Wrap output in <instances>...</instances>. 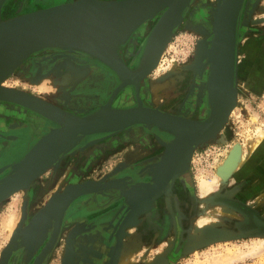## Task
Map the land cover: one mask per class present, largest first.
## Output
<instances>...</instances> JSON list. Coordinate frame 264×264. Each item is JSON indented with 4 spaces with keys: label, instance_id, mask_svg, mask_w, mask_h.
<instances>
[{
    "label": "rangeland",
    "instance_id": "rangeland-1",
    "mask_svg": "<svg viewBox=\"0 0 264 264\" xmlns=\"http://www.w3.org/2000/svg\"><path fill=\"white\" fill-rule=\"evenodd\" d=\"M74 1L76 0H69L67 4ZM201 1L194 11L193 7L196 1L193 2L191 11L189 9L188 12H185L184 21L186 23L183 21L174 31V35L164 51L161 68L154 74L152 73L151 81L149 80L150 88L152 84L161 86L159 96L157 98L155 96L158 101H154L153 104L158 110L179 112L181 108L178 109V105L192 99L193 91L198 86L200 90L196 103L201 107L202 112L194 115V120L197 121L205 120L210 113L206 90L209 67L202 69L200 76H195L196 80L188 67L193 64L199 42L204 39V35L199 33L200 30L206 31L207 34L211 32L213 16L210 18V14L218 0ZM23 2L26 6L27 0H23ZM34 12L37 11L29 13ZM157 18L150 21V25ZM209 39L211 40V37ZM244 47H246V52L249 51L247 63H251L253 69L246 70L244 67L245 72L241 67L240 72L237 73L236 106L228 123L215 138L195 149L189 169L172 183V188L166 193L165 203L154 202L150 209L138 214L134 225L124 229L117 244L114 261L111 264H120L121 259L125 264H264V136H262L264 134V0H246L245 2L238 31V56L240 55L241 59L244 55L239 51L240 48L242 51ZM38 53L40 52L32 56ZM31 57L9 78L6 85L29 93L36 98L39 96L38 98H43L49 103L52 101L57 105H54L56 107L64 102L68 93L70 94L89 76L87 75L82 80L72 81L73 77H67L68 73L65 70L39 80V77L36 76L40 74L41 70H37L36 67L34 74L30 63ZM176 67H185V70H178L180 74H169ZM63 74L65 75L63 76ZM10 111L16 113L13 115ZM20 113L25 116L22 117L24 123L21 125L23 126L20 129L13 128L11 125L7 127L6 124L9 121L16 122L21 118L18 116ZM90 113L76 114V116L82 117ZM34 118L36 119L34 120ZM2 121H5V124L4 122L1 124ZM39 122L42 126L39 125ZM58 127L59 125L55 121L43 115L13 103L0 102V131L4 130L6 134L9 132V135L4 136L0 133V146L7 145V142L17 138L11 133L16 134L18 131L21 132V137L18 138L20 142L27 143V146L23 147L25 154L23 153L21 158L19 156L11 165L23 159L40 137ZM39 132L43 135L38 138L32 137ZM162 142L163 140L157 138L159 150L166 148ZM252 144L254 147L256 145L253 151ZM96 145L94 144V146ZM134 145V143L122 141L120 145H112L110 149L114 150L113 152L107 150L104 152L103 149H100L103 146H99L96 151L94 150L96 147H81L79 154L73 156L72 160L65 159L64 164L60 163L58 167H52L41 175L38 182L34 183L39 189V194L31 201L27 194L33 191L32 189H36L34 184L30 190L21 191L13 198H9L10 200L1 202L0 264L11 243L19 240L22 232L39 214V209L45 208L57 196L58 191L62 190L59 193L62 194L67 187L86 181H99L114 172L116 177L122 175L131 166L128 160L132 157L131 149L134 148ZM211 147H220L223 152L225 150L224 156L220 158L216 155L206 157L205 153ZM237 148L242 153L247 154L248 149H251L252 152L229 177L221 178L220 166ZM9 157H11L10 154ZM140 159L141 156L136 160ZM157 159L154 160L158 162L160 158ZM11 165L4 167L8 168L0 176H3L7 170L8 173L5 176L11 172ZM217 176L219 183H214L211 194L205 197L201 196L200 180L207 178L213 181ZM186 177L191 178L189 185L183 181ZM64 183L69 186L62 189ZM178 184H182L185 189L180 198L176 197L173 192L174 185ZM120 207H122V202L99 209L95 205H85L83 199L73 204L68 212L60 239L45 264H64L65 260L69 262L70 246L74 245L77 249L82 237V235L77 236V233L86 230L84 235H96L113 219V215ZM168 215L171 218V228L167 224ZM254 216L262 222L261 225H257ZM202 219L210 220L209 225L199 227L198 222ZM11 231H13L12 234ZM44 244L46 242L41 247ZM127 250L131 252L126 256ZM17 253L19 252L12 255L10 261ZM37 253L33 258L37 257ZM33 258L26 264H30ZM12 264H17L16 257ZM78 264H82V262H78Z\"/></svg>",
    "mask_w": 264,
    "mask_h": 264
},
{
    "label": "water",
    "instance_id": "water-1",
    "mask_svg": "<svg viewBox=\"0 0 264 264\" xmlns=\"http://www.w3.org/2000/svg\"><path fill=\"white\" fill-rule=\"evenodd\" d=\"M3 1H0V9ZM189 2L190 0H116L94 4L71 2L30 13L0 28V58H4L5 63L1 76L22 67L53 37L67 36L71 39L69 53H79L96 59L107 65L121 79L120 86L106 105L82 117L20 93H8L0 98V101L43 115L59 125L40 137L23 159L10 166L11 172L0 180V199L14 194L26 180L35 178L36 172L45 168L44 153L47 152L49 159L47 169L56 168L61 159L87 137L98 138L88 142L85 147L136 127L152 132L161 140L163 139L158 133L173 137L172 140L162 142L166 147L164 158L137 174L140 180L150 178L149 183L136 182L132 177H118L123 181L118 180L115 185L90 182L79 188L66 189L33 218L19 240L15 239L17 242L11 243L1 264H9L15 252H23V263L29 262L45 242L48 232L55 229L56 233L58 217L56 224L54 218H50L48 228L43 229L46 218L61 202L73 198L75 201L66 209L64 222L72 205L81 198H86L85 205H95L99 209L120 201L122 207L96 235H84L86 230L78 232L77 236L82 237L77 249L73 244L70 246L69 262L65 260L64 264H111L124 229L134 225L138 214L150 209L160 195L169 192L172 183L189 169L195 149L206 143L221 127L237 92L238 31L246 0H220L216 13L210 14V18L214 15L215 20L210 29L211 40L205 41L207 50L199 71L200 76L202 69L209 67L206 90L210 116L207 119L197 121L145 107L140 98L137 107L112 108V102L121 90L129 86L139 88L138 81L151 69L165 39L168 40L174 35V28L180 24L183 14L187 12ZM162 10L164 13L147 39L138 69H129L118 55L119 47L126 45L138 28L153 20L152 16ZM203 43L204 41L199 42L197 50L200 49V52L203 51ZM7 168L0 169V174ZM61 197L63 198L59 200ZM134 210L136 213L133 214ZM255 221L257 225L262 223L257 218ZM63 225L64 223L62 226L60 224L55 241L53 242L52 235L33 264L46 262L60 239Z\"/></svg>",
    "mask_w": 264,
    "mask_h": 264
},
{
    "label": "flooded vegetation",
    "instance_id": "flooded-vegetation-1",
    "mask_svg": "<svg viewBox=\"0 0 264 264\" xmlns=\"http://www.w3.org/2000/svg\"><path fill=\"white\" fill-rule=\"evenodd\" d=\"M10 2H14V4L15 2L16 4L18 3V6L21 7L24 12L28 13V12H32L35 10L38 11L42 9H49V8H52L58 5H62L65 2L66 3L69 2V0H64V2H61V1L57 2L56 0H27L26 6L23 0H5L1 8L4 9V7L7 4H10ZM30 7H34V8L31 9ZM183 16H185V13L183 14ZM158 20H159V17L156 19V21L153 24L150 25L149 23L148 26L149 25L150 26L149 27L146 26L145 30L143 29L141 30L140 36L143 38L140 37V39H138V42H137L138 44H135L132 42V40H129L126 46L120 48L119 55L121 56L123 62L129 69L131 70L138 69L140 65V61L143 57L145 46H146V43L144 44V41H146L145 38L148 37L150 30L154 28ZM143 44L144 46L142 47ZM30 63L32 64V70H34V74L36 73L35 72L36 67H37V70H41L40 74L36 76V77H39L38 78L39 80H42L43 78H47L51 76L53 73L58 74L60 71L62 72L66 69L68 70V71L66 70L67 73L69 71H73L78 68H82L83 70L86 69L85 71L87 75L89 76L85 78V80H83V82H81L78 86H76L70 94L68 93V95L64 99V102L61 105H58L60 109H63L64 111L69 112L71 114H75V115L81 114L82 115L83 113L88 114L92 111H93L92 113H94L100 107L108 103L114 91L120 86V82H119L117 75L107 65L91 57H88V56H85L79 53H66V52H61V51L47 50V51H43V52L38 53L37 55L32 56L30 59ZM29 75H30V72H29ZM64 75L65 74H63V76ZM149 83L150 81L141 83L138 89H136V87L134 86H129L121 90L117 94V96L114 98L112 102V106L114 108H120V109L137 107L138 99L140 98L141 101L143 102V106L157 109V107L153 105L154 94L153 92H151ZM199 90L200 89L198 88V86L195 87L193 91V98L189 99V101H186L183 104L178 105V109L181 108L179 112L167 111L163 109H160V111L165 112V113L175 114L177 116H181V117L194 120V115L197 114L198 112L201 114L202 112L201 107H199L196 103L197 102L196 98L198 97ZM50 103L53 105H56L52 101H50ZM9 110L12 111V109H9ZM14 113L16 112L14 111ZM18 116L21 118H19V120L16 122L14 120L9 121L6 124L7 127L11 125L13 128L20 129L21 126H23L21 125V123H24L22 117H25V116L21 113L18 114ZM18 116L16 114V117ZM35 119L36 118H34V120ZM3 122L5 124V121H2L1 124H3ZM39 125L42 126L41 122H39ZM0 133H2L3 136L9 135L8 134L9 132L6 134L4 130H1ZM20 133L21 132L19 131L16 134L11 133L13 134L12 136L17 137V138H14L10 142H7L8 143L7 145L0 146V169L6 167L7 165L8 166L11 165L18 159L19 155H23L21 153H24L23 152L24 150L23 151L21 150L20 153L14 152L16 148L19 146L21 147L27 146L26 142L24 141L20 142V140L18 139L21 137ZM158 134L161 136V138L164 141L173 139V137L168 134H161V133H158ZM42 135L43 133L39 132L33 135L32 137L38 138L39 136H42ZM117 137L118 138H117V142L115 143V145L122 144V141H124V143H134L135 144L134 145L135 149L134 148L131 149L132 157L128 160L129 163L131 164L130 168L126 169L122 175L121 174L119 176L117 175V177H121V178L132 177L133 180H135L136 182L149 183L150 182L149 178H144L140 180L137 174L140 173V171H143L144 169L152 165H155L157 162L154 159L162 158L164 156L166 148L164 149L162 148L161 150H159L158 148L159 146L157 143V137L152 132L150 133L149 131L143 130L140 127L128 129L122 134H119ZM9 154L11 157H9ZM139 156H141V159L136 160ZM191 162H192V159L190 161V164ZM140 164L142 165L139 167ZM7 173H8V170L6 171L5 174H3V176H5ZM3 176H0V179L3 178ZM190 180H191L190 177H186L183 181L186 185H189ZM37 182L38 180L36 181V183ZM66 185L67 184H65L64 187ZM35 188L36 189H32L33 191H31L27 195V197L29 196L28 198H30V201L32 198H35L39 194L38 187L35 186ZM183 191L185 192V189L182 184L174 185L173 192H174V195H176V197L180 198ZM81 199H83V201L86 200V198H81ZM165 199H166V196L164 198H161V200H159L158 202L162 201L163 203H165ZM79 200H77L76 202H79ZM29 207H30V203H29ZM66 219H65L63 228L65 227ZM167 224L171 228V218L170 217L169 219H167ZM63 228H62V231H63ZM45 245L46 244H44V246ZM44 246L41 247V249L37 253V256L42 251ZM22 253L23 252L17 253L12 258L9 264H12V261L15 257L17 258V264L23 263ZM33 262H34V259L31 261L30 264H33Z\"/></svg>",
    "mask_w": 264,
    "mask_h": 264
},
{
    "label": "bare ground",
    "instance_id": "bare-ground-1",
    "mask_svg": "<svg viewBox=\"0 0 264 264\" xmlns=\"http://www.w3.org/2000/svg\"><path fill=\"white\" fill-rule=\"evenodd\" d=\"M57 2H59V1H61V2H64V0H56ZM114 1H116V0H76V2H73V3H78V2H87V3H90V4H94V3H105V2H114ZM196 1V3H195V5H194V7H193V11H194V9H195V7L198 5V3H200V2H202L201 0H190V2H189V7H188V9H187V12L189 11V9H190V11H191V6H192V4H193V2H195ZM5 2V0L2 2V5H3V3ZM204 3V2H203ZM202 3V4H203ZM220 3V0H218L217 1V4L215 5V7L212 9V13H216V10H217V7H218V4ZM64 4H67L66 2L64 3ZM2 5H1V7H2ZM204 6V5H203ZM199 7H201V6H199ZM214 10V11H213ZM164 13V10H162L161 12H159V13H157V14H155L154 16H152V18L153 19H155V18H157V17H160L162 14ZM28 14H30L29 12L28 13H26V12H23V9L21 8V7H19L18 6V3L16 4V2H15V4H14V2H12V3H10V4H7L5 7H4V9H0V28H2V27H4V26H6V25H8V24H11V23H13V22H15V21H18V20H20V19H22V17H24V16H26V15H28ZM192 16V15H191ZM184 19H185V17L183 16V18L180 20V24L178 25V26H176L174 29H177L182 23H183V21H184ZM214 20H215V16L213 15V23H214ZM185 22V21H184ZM186 23V22H185ZM191 23V22H190ZM213 23H212V26H213ZM154 29V28H153ZM200 34H203L204 35V39L202 40V41H204V43H203V46H202V49H203V51L202 52H200V49H199V51L197 50L196 51V53H195V59H194V61H193V64L191 65V66H189L188 67V69L192 72V74H193V77H194V80H196L195 78V76H197V75H199V71H200V64H201V62L203 61V58H204V54H205V52H206V50H207V43L205 42V41H207V40H209V37L211 36V32L210 33H206V31H202V29L200 30V32H199ZM151 34V33H150ZM150 36V35H149ZM149 38V37H148ZM170 39L171 38H168V40H166L165 39V42H164V45H163V48L161 49V51L159 52V55H158V57H157V59L155 60V62H154V64L152 65V67H151V69L149 70V72L141 79V80H139L138 81V83H139V85L141 84V83H144V82H146V81H149V79L151 78V75H152V73L154 74V72H157V71H159V69L161 68V63H162V60H163V54H164V51H166L165 49H166V47H167V45L169 44V41H170ZM202 41H200V42H202ZM71 44V39L69 38V37H67V36H57V37H53L52 39H50L49 40V42H48V44L45 46V47H43L41 50H40V52L41 51H47V50H52V51H61V52H66V53H69L68 52V48H69V45ZM51 52V51H50ZM239 52H241V53H243V55H244V57H242L243 59H241L240 58V55L238 56V47H237V54H236V65H237V67H236V69H237V71H236V74L237 73H239L240 72V70H241V67H242V69L245 67L246 68V70L247 69H249V70H251V69H253V68H251L252 66H251V63L250 64H248L247 63V60H248V55H249V51L248 52H246V47H244V48H242V51H241V48H240V51ZM4 59V58H3ZM2 58H0V74H1V71L3 70V67H4V65H5V63H4V60H3ZM174 61V60H173ZM176 61V60H175ZM141 62V61H140ZM179 65V64H178ZM61 66H63V65H61ZM60 66V67H61ZM172 66V65H171ZM68 67V66H67ZM245 68H244V71H245ZM251 68V69H250ZM66 69V68H65ZM172 69V68H171ZM170 69V70H171ZM180 69H183V70H185V67L184 68H182V67H180V68H178V67H176L175 69H173L169 74H172V75H175V74H180L179 73V71L178 70H180ZM187 69V68H186ZM18 70V68H16L15 70L13 69L12 71H10L8 74H5V75H3V76H1L0 75V98H3L5 95L7 96V94L8 93H17V94H23V95H27V96H29V97H32V98H34V99H36V100H38V101H41V102H43V103H46V104H50L47 100H45V99H41V98H38L39 96H37V98L35 97V96H33V95H31V94H29V93H26V92H24V91H20V90H18L17 88H12V87H8L7 85H6V83H7V81L9 80V78L11 77V76H13V74L16 72ZM67 70V69H66ZM86 70V69H85ZM85 70H83L82 68H78V69H76V70H73V71H69L68 72V74H67V77H70V76H72L71 78H72V81H74V80H82L83 78H85L86 76H87V73L85 72ZM65 71V70H64ZM68 71V70H67ZM181 72V71H180ZM243 72V71H242ZM246 72V71H245ZM151 81V80H150ZM80 82V81H79ZM119 82H121V79L119 80ZM160 89H161V86L160 85H157V84H152L151 85V91L153 92V94H154V101L155 102H157L158 101V99H156L158 96H159V92H160ZM236 90H237V88H236ZM155 96H156V98H155ZM236 99H237V92H235V94H234V97H233V103H232V106H231V108H230V110H229V113H228V115L226 116V118H225V120H224V122H223V124L221 125V127L217 130V132H215L211 137H209L208 138V140L207 141H209V140H211V139H213V138H215L216 137V135L221 131V129L225 126V124L226 123H228V121H229V119H230V117H231V115H232V113H233V110H234V108H235V106H236ZM0 102H3V101H0ZM154 104V103H153ZM50 105H52V104H50ZM112 108H114L113 106H112ZM236 110V109H235ZM204 115H205V113L202 115V118L204 117ZM210 116V113H208V117ZM207 117V118H208ZM206 118V119H207ZM262 136H264V134L262 135ZM258 142V141H257ZM254 144H252V146H253ZM255 147H256V145H255ZM254 146L253 147H251V149H252V151H253V149L255 148ZM251 149L249 150H247V154L245 153H242L241 152V150L239 149V148H237V149H234L231 153H230V155L228 156V158L225 160V162H224V164H222V166H220L221 168H219L220 169V176H221V178L223 177V178H227V177H229L234 171H236L244 162H245V160H246V158H247V156H249V154H250V152H252L251 151ZM243 151V150H242ZM245 151V150H244ZM166 153V152H165ZM165 153H164V156H165ZM44 156H45V168H42V169H40V170H38L37 172H36V174H35V178H33V179H31V178H29L28 180H26L25 181V183L14 193V194H16V193H20L21 191H28V190H30L31 189V187H32V185L41 177V175H43L48 169V165H49V159H48V157H47V152H46V154L44 153ZM43 156V157H44ZM164 156L162 157V158H164ZM118 180H121V181H123V179H121V178H118V177H116V173L114 172V173H112V174H110V175H106L104 178H102L101 180H99V181H86V182H84V183H81V184H77V185H74V186H71V187H67V186H69V185H66L65 187H62V189H64V188H66L67 187V189L68 188H73V187H75V188H79V187H81V185L82 184H85V183H90V182H97V183H101V184H103V185H109V184H113V185H115V183H116V181H118ZM201 182H200V184H199V188H200V193H201V196H203V197H205V196H207V195H210L211 194V192H212V187H214V183L215 184H218L219 183V179H218V176L217 177H215L214 178V180L213 181H210V180H208L207 178H203L202 180H200ZM45 184V183H44ZM65 184V183H64ZM74 188V189H75ZM56 190V189H55ZM60 191H62V190H60ZM60 191H58V193H57V195H61V194H59L60 193ZM66 191V190H65ZM64 191V192H65ZM63 192V193H64ZM62 193V194H63ZM14 194H12V195H10V196H7V197H5V198H2V199H0V203L2 202V201H4V200H7V199H9L10 197H12ZM167 195V194H166ZM63 197H65V196H63ZM63 197H61L59 200H61ZM58 200V201H59ZM49 201V200H48ZM57 201V202H58ZM75 201V199L73 198V199H71V200H69V201H63V202H61L59 205H57L56 206V208L53 210V212L46 218V220H45V222H44V228L43 229H45V227H47L48 228V226H49V220H50V218L52 219V218H54V223L56 224V222H57V217H58V227H57V230H56V233L54 232V230H52V231H50V232H48V237L46 238V240H45V242L47 243L50 239H51V237H52V235H54V238H53V242L55 241V239H56V234H58V232H59V226H60V224H61V226H62V224L64 223V216H65V212H66V209L73 203ZM56 202V203H57ZM170 203V202H169ZM44 206V205H43ZM54 206H55V204H54ZM53 206V207H54ZM52 207V208H53ZM51 208V209H52ZM43 209H44V207H43ZM43 209L41 210V209H39L40 211H43ZM50 209V210H51ZM37 210V209H36ZM49 210V211H50ZM133 212H136V210H134ZM132 212V213H133ZM37 214V213H36ZM35 214V215H36ZM219 216V215H218ZM10 219V218H9ZM9 219H8V221H9ZM216 219V218H215ZM219 220V219H218ZM209 221L210 220H208V219H202V220H200L198 223V226L199 227H203V226H205V225H209L208 223H209ZM10 223V222H9ZM8 224V223H7ZM14 227V226H13ZM12 232L13 231H11V234H12ZM10 234V235H11ZM9 235V236H10ZM10 238V237H9ZM45 248V247H44ZM43 248V249H44ZM131 251L133 250V249H130ZM131 251H128L127 250V253H125L126 254V256H127V254L128 253H130ZM42 252V251H41ZM41 252L38 254V256L36 257V258H33L34 260H37L38 259V257L41 255ZM124 253V252H123ZM125 254H124V256H125ZM122 255V254H121ZM129 256V255H128ZM129 259H130V257H129ZM122 261H120V264H125V262H124V260L123 259H121ZM35 262V261H34ZM33 262V263H34ZM127 263V262H126Z\"/></svg>",
    "mask_w": 264,
    "mask_h": 264
},
{
    "label": "crops",
    "instance_id": "crops-1",
    "mask_svg": "<svg viewBox=\"0 0 264 264\" xmlns=\"http://www.w3.org/2000/svg\"><path fill=\"white\" fill-rule=\"evenodd\" d=\"M152 21V20H151ZM150 23V21H148V22H146L145 24H143L140 28H138L137 30H136V32L130 37V39L129 40H132V42L133 43H135V44H138L137 42H138V39H140V33H141V30L143 29V30H145V28H146V26H148V24ZM156 25V24H155ZM153 29V28H152ZM152 29L150 30V33H151V31H152ZM150 33H149V35H150ZM149 35H148V37H149ZM148 37H146L145 39L147 40V38ZM129 42V41H128ZM128 42H127V44H128ZM146 42V44H147V41H144V43ZM126 44V45H127ZM126 45H124V46H126ZM124 46H120L119 47V49H118V55H119V50H120V48L121 47H124ZM120 56V55H119ZM121 57V56H120ZM86 72V71H85ZM168 114H170V113H168ZM171 115H174V116H177V115H175V114H171ZM181 117V116H180ZM123 132H125V131H123ZM123 132H121V133H119V134H122ZM119 134H116V135H114V136H110V137H106V138H103L102 140H99L98 141V143H97V145L96 146H94V144L93 145H90L89 147L90 148H94V147H96V149L94 148V150L96 151V150H98L99 149V146L100 147H102L103 146V148H100V149H103V151L105 152L106 150L107 151H114V150H111L110 148H112V145H115V143L117 142V136L119 135ZM122 136V135H121ZM95 138H98V137H87L84 141H82L77 147H75L73 150H71L64 158H62L61 159V161H60V163L62 164L63 162H64V160L66 159H68L69 161H70V159L74 156H76V155H78L79 154V152H80V150H81V147H85V145L88 143V142H91V141H93ZM23 147H25V146H19V147H17L16 148V150L14 151V152H17V153H20L21 152V150L23 151L25 148H23ZM15 154V153H14ZM21 154H23V153H21ZM25 154V153H24ZM104 154H107V153H104ZM20 156V158L23 156V155H19ZM73 157V158H74ZM19 158V159H20ZM66 162V161H65ZM64 164V163H63ZM18 193H16V194H14L12 197H10V198H13L15 195H17ZM28 195V194H27ZM166 196V193H163L162 195H160V197H158L157 199H156V201L158 202L159 200H161V198H164L165 196ZM164 196V197H163ZM10 200V199H9ZM155 201V202H156Z\"/></svg>",
    "mask_w": 264,
    "mask_h": 264
},
{
    "label": "built area",
    "instance_id": "built-area-1",
    "mask_svg": "<svg viewBox=\"0 0 264 264\" xmlns=\"http://www.w3.org/2000/svg\"><path fill=\"white\" fill-rule=\"evenodd\" d=\"M224 152H225V150H224ZM224 152H223V149L220 148V147H211L205 153V156L206 157H211V156H215L216 155V156H218L220 158V157L224 156Z\"/></svg>",
    "mask_w": 264,
    "mask_h": 264
}]
</instances>
